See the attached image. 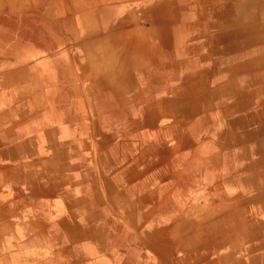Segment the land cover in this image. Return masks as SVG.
I'll return each mask as SVG.
<instances>
[{
  "label": "crops",
  "instance_id": "crops-1",
  "mask_svg": "<svg viewBox=\"0 0 264 264\" xmlns=\"http://www.w3.org/2000/svg\"><path fill=\"white\" fill-rule=\"evenodd\" d=\"M0 4L71 99L19 121L22 142L29 109L0 112V264H264L256 0ZM135 10L148 26H125Z\"/></svg>",
  "mask_w": 264,
  "mask_h": 264
},
{
  "label": "rangeland",
  "instance_id": "rangeland-1",
  "mask_svg": "<svg viewBox=\"0 0 264 264\" xmlns=\"http://www.w3.org/2000/svg\"><path fill=\"white\" fill-rule=\"evenodd\" d=\"M30 7L31 6L27 5V8H22V12L30 13L31 11H34ZM263 7L264 0H256L255 11L258 16V21H264V11L262 10ZM245 8L246 11H250V8ZM211 11L214 12L213 14L217 13L215 9H212ZM0 13L8 15V8L6 5L0 4ZM134 16L135 17L127 20L125 26L137 25L145 27L149 25L148 19L143 18L139 11L135 10ZM220 16L221 15H219V18L220 20H222L223 18ZM8 23L11 22H8L7 19H0V112L2 113V111H6V109L9 107H12L17 111L21 107L29 109L28 112L26 111V113H22V115H15L16 118H14V121L17 122L15 125V129L13 130L12 128H10V130L6 134V137H8L9 135L10 137L16 138V142H22V140L24 139L29 140V137L31 135H34L36 130L28 134H26L27 132L25 133V131H19V121H22L23 119L25 120L29 116L40 117V115L36 113L40 112L43 108L50 109L49 107L51 106H61V103L63 105H65L66 103L69 104L71 99H56L55 96L61 88L57 87L55 82L49 80V75L46 71H43L40 66L35 65L36 61L31 60L30 57H28L23 51L19 50L15 46L14 39L16 41L15 37H17V35L14 36L13 33L6 32L1 29L2 26L7 25ZM167 27L169 28V26ZM164 28H162V32H166ZM256 32H258V35H260L261 33L264 34V27L258 28ZM18 36H20V34H18ZM66 37L70 36L67 35ZM98 57L100 56H95V59H97ZM98 68L99 67H97L96 69ZM100 69H103V67H100ZM36 93H44V95L48 97L44 99L33 98ZM29 113L35 115H29ZM56 115L57 114L52 113L49 114L48 117H50V119H55L56 117H70L67 114H64L63 116ZM3 116L4 115L1 114V117ZM14 121H12V123ZM5 129H7V125L4 126L1 124L0 131L4 132ZM38 132L40 131L38 130ZM32 140H34L33 136ZM34 142H32L29 149H26L27 154H30L31 150L35 155L38 153L37 148L34 146ZM175 246L176 250L184 249L182 243H176Z\"/></svg>",
  "mask_w": 264,
  "mask_h": 264
}]
</instances>
